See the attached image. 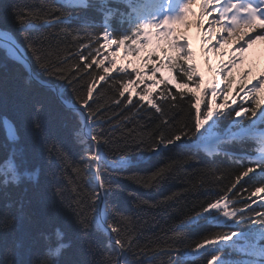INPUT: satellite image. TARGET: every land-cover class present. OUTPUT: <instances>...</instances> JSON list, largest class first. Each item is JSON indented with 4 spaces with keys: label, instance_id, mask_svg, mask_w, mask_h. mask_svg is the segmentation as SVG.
Segmentation results:
<instances>
[{
    "label": "snow or ice",
    "instance_id": "obj_1",
    "mask_svg": "<svg viewBox=\"0 0 264 264\" xmlns=\"http://www.w3.org/2000/svg\"><path fill=\"white\" fill-rule=\"evenodd\" d=\"M58 2L59 7H13L16 27L0 26V52L25 68L31 79L42 74L61 83L63 91L57 90L56 102L71 118L69 137L46 127L40 114L49 105L43 101L32 104L34 115L29 123L54 169L52 178L56 182L49 193L70 214L75 239H68L65 226L54 220L46 221L44 229L33 233L25 225L31 200L21 195L0 214V227L4 229L0 264H144L145 260L151 264L158 252L168 257L162 264H183L181 257L185 254L176 247L182 233L172 228V237L141 244V225L147 221L134 218L136 211L162 208L178 194L151 202L126 193L133 199L129 214L115 201L116 194L125 191L118 181L149 157L170 152V162L163 167L145 176H131L145 188H158L185 163H199L201 153L214 162L228 155L229 146L237 144L244 150L230 156L232 169L218 167L206 174L198 170L202 178L191 185L193 189L204 187L209 183L206 175H211L218 188L194 203L192 213L181 221V227L204 222L214 229L204 232L187 254L207 256L205 264H264V73L251 86L250 68L241 73L239 81L233 74L243 63L244 54L257 41H264V0ZM197 2L205 8L219 5L213 9L218 17L211 21L218 27H209L203 33L205 40L219 34L217 44L204 52L208 73H214L208 79L197 63L192 41L178 34L176 28L194 14L193 4ZM63 8L91 10L100 18L91 26L100 30L89 34L75 28L70 40L57 39L56 43L53 34H31L66 23L69 16ZM205 19L201 10V29ZM79 20L82 27L87 24V18ZM230 44L238 45L231 58L213 70L209 53L219 55ZM121 60L127 63H119ZM33 62L38 72L32 70ZM105 87L113 92L110 102H102ZM149 109L158 114L160 124L153 122L151 132L143 126L145 131L141 132L135 117L140 113L150 115ZM22 127L6 115L0 117V130L4 132V144L0 146L3 192L27 193L29 186L40 183L41 169L33 165L26 148L16 146L22 140ZM117 131L118 138L114 135ZM69 139L79 146L78 154H73ZM121 143L123 147L114 150L120 154L110 160L105 149ZM100 236L105 239L101 241ZM70 249H76L79 258L65 259ZM225 250L239 258L226 257Z\"/></svg>",
    "mask_w": 264,
    "mask_h": 264
},
{
    "label": "trees",
    "instance_id": "obj_2",
    "mask_svg": "<svg viewBox=\"0 0 264 264\" xmlns=\"http://www.w3.org/2000/svg\"><path fill=\"white\" fill-rule=\"evenodd\" d=\"M44 5L59 7V2L58 0H0V26L15 29L16 25L12 16V9L15 6L33 7ZM62 11L65 15L69 16V20L66 23L55 24L50 28H44L39 32H32L31 34L33 36L53 34V43H56L57 39L61 41L70 40L72 38L70 35L71 30L75 28H82V32L86 30L89 34L100 30L99 27L91 26L92 24L98 23L100 19L91 10L83 12L63 8ZM80 17L87 18V24L83 27L79 20ZM17 35L19 36V33ZM72 47L73 51H75L74 46ZM32 70L39 71L36 69L34 62L32 63ZM233 74L235 75V73ZM26 80L29 81L27 84L25 83ZM38 80L46 82L49 85H43ZM237 81H239L238 78ZM53 85L57 87V90L60 89L63 91L58 78H49L41 74L38 79L33 80L25 68L7 59L3 52H0V117L6 115L23 125L21 129L22 140L16 146L26 148L32 156L33 165L41 169L39 185L35 187L29 186L27 193L13 190H9L8 192L0 191V214L5 211L6 205L12 199L25 195L31 200L30 215L25 221L26 227H29L33 233H37L46 227V221L54 220L59 224H63L68 239L74 240L75 231L72 226L70 214L66 213L61 204L49 193L51 184L56 182L52 178L54 169L45 158L39 138L34 136L30 131L29 122L34 115L31 106L36 101H43L49 105L48 110L40 114V118L46 127L57 135L64 138L69 137L71 118L67 111L56 102L57 92L53 89ZM112 96L113 92L105 87L102 102H110ZM149 113L150 115L140 113L135 117V123L142 126L140 128L141 132L145 131V127L143 126H148L146 130L151 132L154 130V124H160V120L157 119L158 114L152 113L151 109H149ZM164 119H167V117ZM129 126L132 127L134 125L130 124ZM114 135L118 138L120 131H117ZM3 144L4 132L0 130V146ZM69 146L74 155L79 153V146L72 144L70 139ZM121 147H123L122 143L105 149L110 160L114 159L115 155L120 154L114 150ZM243 150L244 146L242 145H231L226 149L228 155H221L215 158L214 162H211L201 153L198 157L199 163H185L182 168L171 174L158 188H145L142 184H138L135 180L131 179V176L133 173L145 176L157 167H163L165 163L170 162L169 157L173 155L172 153L166 152L158 157H149L136 168L126 172L125 178L118 181L125 191L117 193L115 201L122 209L127 210L129 214L133 211V199L131 195H127L126 193H131L136 197L151 202L161 201L164 197L174 192L178 194L177 198L168 201L162 208H143L142 210L136 211L134 218L147 221L146 224L141 225L143 235L140 243L146 244L150 240L155 241L156 239L170 238L173 233L169 229L175 228L179 233H182V238L177 241L176 247L180 249L182 254H185L181 257L183 264H205V261L208 259L207 256L190 255L187 253H191L192 245L200 239L204 232L214 229L211 228L210 223L204 222H201L199 226L181 227V221L186 215L192 213L194 203H198L213 195L218 185H216L211 175H206L209 183L204 187L193 189L191 185L193 183L198 184L202 178L200 175H197L198 170L206 174L209 171H214L218 167L224 170L232 169L234 165L232 164L230 156L232 154H242ZM2 151L3 148L0 147V152ZM136 154L135 151H132L133 156H136ZM85 179H88V177H85ZM3 235L4 229L0 227V237H3ZM99 239L103 241L105 238L100 236ZM224 255L230 259L239 258L235 254L229 255L228 250H225ZM64 258L67 260L79 258L77 250L70 249ZM167 259V256L158 252L157 256L152 259L151 264H162V261ZM144 264H149V261L145 260Z\"/></svg>",
    "mask_w": 264,
    "mask_h": 264
},
{
    "label": "rangeland",
    "instance_id": "obj_3",
    "mask_svg": "<svg viewBox=\"0 0 264 264\" xmlns=\"http://www.w3.org/2000/svg\"><path fill=\"white\" fill-rule=\"evenodd\" d=\"M216 7H218V5L212 4L208 6L207 8H205V6L197 2L193 4L194 14H189L188 21L185 22L184 24L176 25L178 34L185 35L189 39L192 38V40L196 43V45L195 44H192V45H193V48L196 50L197 63L199 64L201 71L205 72L206 79L209 78L210 73H208L209 64L204 56V52L207 51L208 48H212L214 45L217 44V40L219 39V34L212 36L210 40H205L203 38V33L206 32L210 26L218 27V25H214L211 23V21H213L214 19L218 17V13L213 11V9ZM201 10L205 11V16H206L204 27L202 29L199 27V13ZM191 28H194L195 32L198 33L199 38H200L199 42H196L195 40H198V39L194 38V36L193 37L191 36L190 31H189ZM237 46L238 45L230 44L226 46L224 49H221L219 55L215 51L210 52L209 56L211 58V65H210L211 68L215 70L214 63H216L217 60L219 61V65L221 64V61H223L224 63H227L229 59L231 58L233 51L235 50ZM121 52L123 54V50H121ZM224 53H227V54L225 55ZM236 55L239 56V53L236 52ZM119 63H127V61L121 60L119 61ZM249 68L252 70V75L249 77V81H251V83H254L256 82V78L259 77L261 73H264V41H257V43L254 44L248 50V52L244 54L243 63H240L237 65L236 69L234 70V73L240 80L241 73L246 71ZM42 82L40 83L43 85H49L46 82H45L46 84ZM257 203H259V201H257Z\"/></svg>",
    "mask_w": 264,
    "mask_h": 264
},
{
    "label": "bare ground",
    "instance_id": "obj_4",
    "mask_svg": "<svg viewBox=\"0 0 264 264\" xmlns=\"http://www.w3.org/2000/svg\"><path fill=\"white\" fill-rule=\"evenodd\" d=\"M200 12H201V11H200ZM208 23H209V22H208ZM210 27H213V26H210ZM189 31H190V34H191L192 37L194 36V38L198 39V40H195V41H196V42H199V41H200V38H199L198 33L195 32V29H194V28H191ZM190 40L192 41V44H195V45H196V43L192 40V38H191ZM219 66H220V65H219V61L217 60L216 63H214V69H215V70L219 69ZM213 74H214V73H211L210 76L213 75ZM210 76H209V77H210ZM234 87H235V86H234ZM234 94H235V93H234Z\"/></svg>",
    "mask_w": 264,
    "mask_h": 264
},
{
    "label": "water",
    "instance_id": "obj_5",
    "mask_svg": "<svg viewBox=\"0 0 264 264\" xmlns=\"http://www.w3.org/2000/svg\"><path fill=\"white\" fill-rule=\"evenodd\" d=\"M40 81V80H39ZM40 82H42V81H40ZM43 83V82H42ZM45 83V82H44ZM46 84V83H45ZM53 87V89L57 92V87L55 86V85H53L52 86Z\"/></svg>",
    "mask_w": 264,
    "mask_h": 264
}]
</instances>
